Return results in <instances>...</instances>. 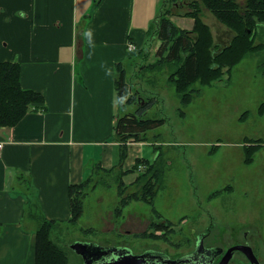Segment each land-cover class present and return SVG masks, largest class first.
<instances>
[{
	"label": "rangeland",
	"instance_id": "obj_1",
	"mask_svg": "<svg viewBox=\"0 0 264 264\" xmlns=\"http://www.w3.org/2000/svg\"><path fill=\"white\" fill-rule=\"evenodd\" d=\"M237 1L243 6L244 0ZM191 2L168 4V18L195 11L197 5ZM202 14L212 29L214 43H228L231 30L205 7ZM181 16L174 17V23L191 31L193 19ZM261 27L254 33V45L264 44V25ZM150 38L145 53L125 64L129 81L142 100L120 112L132 113L152 102L142 120L165 121L145 134V141H150L147 149L154 151L151 158L156 157L153 162L163 172L161 179L151 180L152 172L137 184L124 181L122 195L131 201L124 205L119 172H98L92 183L86 184L83 217L77 223L56 226L53 240L66 250L69 264H83V257L72 249L77 242L127 247L136 255L154 250L179 259L193 253L197 237L203 235L206 247L219 245L224 250L248 241L261 249L262 261L264 113L259 109L264 104V50L248 54L231 71L226 68L216 75H207L209 65L204 64L205 78L188 85L180 71L181 62L158 57L155 49L162 42L155 32ZM146 53H150L147 58ZM218 76L208 86L201 83ZM146 186L153 188L150 194L143 190ZM135 192L138 197H155L154 204L130 199ZM215 192L218 195L210 198ZM162 221L173 224L166 235L152 227ZM232 264L250 263L236 252Z\"/></svg>",
	"mask_w": 264,
	"mask_h": 264
},
{
	"label": "crops",
	"instance_id": "obj_2",
	"mask_svg": "<svg viewBox=\"0 0 264 264\" xmlns=\"http://www.w3.org/2000/svg\"><path fill=\"white\" fill-rule=\"evenodd\" d=\"M163 2L0 0V63H19L22 87L47 107L0 127V264H35L37 220L69 224L71 185L119 169L117 64L145 53ZM147 145L127 143L122 171L153 163Z\"/></svg>",
	"mask_w": 264,
	"mask_h": 264
},
{
	"label": "trees",
	"instance_id": "obj_3",
	"mask_svg": "<svg viewBox=\"0 0 264 264\" xmlns=\"http://www.w3.org/2000/svg\"><path fill=\"white\" fill-rule=\"evenodd\" d=\"M191 3L196 4L195 11L189 13H176L178 16L183 15L194 20V27L191 31L178 28L177 25L168 18L170 10L166 8L168 4L176 5L180 0H164L161 7V12L158 16L152 32H155L157 38L162 42L157 50V56L168 59L169 61H180L182 68L181 73L185 78V83L192 85L198 78H205L202 71L204 64L209 65L207 75H216L226 68L229 71L240 63L248 54L255 53L261 49L264 44L254 45L256 41V29L264 25V0H244L241 6L237 0H191ZM208 9L212 15L231 30L232 37L228 43L215 44L212 35L211 27L203 21V8ZM181 16V17H183ZM158 26V28H157ZM218 46V47H216ZM184 56L182 53H184ZM20 64L17 62L0 63V127L12 128L16 126L28 113L46 111L45 97L34 90L24 89L20 83ZM210 77L207 81L203 80V85H210L214 80L218 79ZM132 85L127 78V71L122 63L117 64V79L116 90L118 95V103L120 109L125 107L138 105L139 94L132 91ZM189 102V101H188ZM153 103H146L139 107L137 111L119 115L116 120L115 133L118 141L123 143L121 147V159L119 163V194L123 198L121 204L128 205L131 202L126 201L124 195L125 183L123 176L129 173L137 174L134 183H139L143 178H148L152 172L151 180L160 181L163 172L157 168V164L145 159H138L136 165L130 171H122L123 163L127 156L128 142H143L145 134L148 130L157 126L163 125L164 120L145 119L142 118L147 114ZM263 106L260 107V113L263 112ZM117 170V171H118ZM112 171H107L113 172ZM90 182V181H89ZM74 184L70 187V223H77L84 215L85 197L88 196L86 184ZM92 183V182H91ZM148 187V189H147ZM153 188L150 186L144 187L146 194H150ZM122 195V197H121ZM218 195V192L213 193L210 198ZM130 199L143 201L150 205L154 204L155 197L142 196L138 197V193H133L129 196ZM150 198V199H148ZM153 212L155 216L162 217L156 209L155 205ZM123 208V207H122ZM122 208L116 211L117 214L122 211ZM122 215V213H120ZM39 227L37 228L36 238V260L35 264H69L68 254L66 250L59 246L52 238V231L56 226L61 224L55 221H48L40 217ZM152 226V225H151ZM173 226L168 221L154 223L155 231L163 233V235L171 232Z\"/></svg>",
	"mask_w": 264,
	"mask_h": 264
},
{
	"label": "water",
	"instance_id": "obj_4",
	"mask_svg": "<svg viewBox=\"0 0 264 264\" xmlns=\"http://www.w3.org/2000/svg\"><path fill=\"white\" fill-rule=\"evenodd\" d=\"M203 247L201 243L195 252L181 259L171 260L162 252L147 251L136 255L127 247H102L83 242L72 245V249L83 257V264H212V261L208 260L210 250L203 252ZM234 251H242L252 264H260L252 249L242 245L231 248L221 264H228Z\"/></svg>",
	"mask_w": 264,
	"mask_h": 264
},
{
	"label": "flooded vegetation",
	"instance_id": "obj_5",
	"mask_svg": "<svg viewBox=\"0 0 264 264\" xmlns=\"http://www.w3.org/2000/svg\"><path fill=\"white\" fill-rule=\"evenodd\" d=\"M257 234H259V233H257ZM205 237H204V235L203 236H198L197 237V241H196V249H197V246H199L201 243L203 244V252L204 251H206V250H210V254L208 255V260L209 261H212V264H221L222 262H223V260H224V258H225V256H226V254L228 253V251L231 249V248H233V247H235V246H238V245H242V246H249L251 249H252V251L254 252V255L256 256V258L258 259V262L260 263V264H263L262 263V261L264 262V256H262L263 258H261L262 259V261L259 259V255H261V253L259 252L261 249L260 248H256L255 249V246H254V244H250L248 241H246V242H244V243H241V244H237V245H233V246H230V247H228V248H226L225 250H224V248L222 247V246H219V245H214V246H210V247H206L205 245H204V241H205V239H204ZM258 239V238H257ZM259 239L261 240V242L263 243V246H264V239L262 238V236H260L259 237ZM148 251H152V252H158V251H154V250H148ZM147 252V251H146ZM195 252V251H194ZM236 252L238 253H242L244 256H245V258L247 259V261H249V263L250 264H252L251 263V261L246 257V255L242 252V251H234V252H232L231 254H232V256H231V259H229L228 260V264H232V261H233V259L235 258V256H236ZM145 253V252H144ZM144 253H142V254H144ZM163 254H165V253H163ZM138 255H140V254H138ZM165 255H167V254H165ZM264 255V254H263ZM168 256V255H167ZM169 257V256H168ZM170 258V257H169ZM171 259V258H170ZM179 259H181V258H179ZM171 260H178V259H171ZM226 261V260H225Z\"/></svg>",
	"mask_w": 264,
	"mask_h": 264
},
{
	"label": "built area",
	"instance_id": "obj_6",
	"mask_svg": "<svg viewBox=\"0 0 264 264\" xmlns=\"http://www.w3.org/2000/svg\"><path fill=\"white\" fill-rule=\"evenodd\" d=\"M134 49H135V47L130 46V50H134ZM2 148H3V143L0 142V152H1Z\"/></svg>",
	"mask_w": 264,
	"mask_h": 264
}]
</instances>
